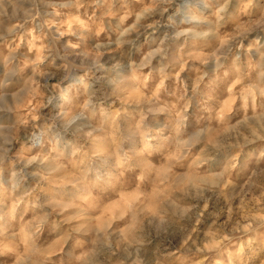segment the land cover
<instances>
[{"label":"rangeland","instance_id":"obj_1","mask_svg":"<svg viewBox=\"0 0 264 264\" xmlns=\"http://www.w3.org/2000/svg\"><path fill=\"white\" fill-rule=\"evenodd\" d=\"M0 264H264V0H0Z\"/></svg>","mask_w":264,"mask_h":264}]
</instances>
